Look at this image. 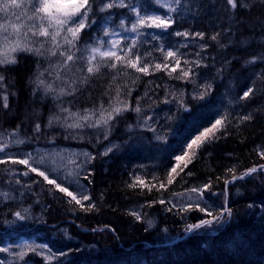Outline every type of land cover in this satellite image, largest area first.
Here are the masks:
<instances>
[{"label": "trees", "instance_id": "1", "mask_svg": "<svg viewBox=\"0 0 264 264\" xmlns=\"http://www.w3.org/2000/svg\"><path fill=\"white\" fill-rule=\"evenodd\" d=\"M99 1L96 0L95 8ZM181 1L176 13L165 16L172 18L171 27L158 29L155 33L187 32L190 35L169 36L165 45L147 47L146 57L141 62L149 65L148 75L123 68L121 76L113 80L108 72L101 71L100 94L105 87L116 90L117 87L121 89L124 85H133L139 89L143 87L150 92L154 101L162 102L168 93V86H187L203 74L216 71L209 73L216 78L208 87L212 93L199 103V107L210 106L216 101L224 89L225 79H236L240 99L235 109L211 119L197 134H185L168 162L160 168L149 166L139 154L128 149L124 137L129 132L124 130L123 125L127 123L131 130L134 129L132 112L116 119L110 137L117 142L116 149L109 157L96 155L90 165L91 171L86 174L88 179L84 178L96 202L93 208L76 204L55 185L49 184L27 167L23 169L29 172L28 175L13 176L23 180L25 191L22 194L11 178L10 162L0 164V180H8L9 185L17 190V202L9 204L11 208L31 205L38 212L46 209V228L42 233L49 247L55 250L65 247L64 241L52 239L53 230L50 227L56 224L67 225L75 240L100 247L89 260L82 253L73 252L71 259L64 264H264V212L258 213L259 208L256 212L251 211V205L264 208V170L235 181H232L233 173L229 171L234 169V174L240 176L248 169H259V165L264 164L258 150L263 147L264 151V0L248 2L245 8L237 0L235 9L228 5L227 0H191L185 7ZM228 29L232 32L227 34V38L225 34ZM196 33H202L203 38L196 36ZM213 36H217V39L213 40ZM230 36L241 40L258 38V42L236 46L230 44ZM169 50L175 51L180 60L179 67L171 75L169 72L175 67V60H166L164 55ZM210 54H215L221 60L215 70L207 66ZM197 61L199 66L195 63ZM157 63H167L169 67L157 70ZM36 64L37 60L21 54L19 63L8 67L4 73V89L0 87V126L8 132L13 130L26 137L29 140L26 149L47 146L51 138V132L46 128L51 106L33 97L29 85ZM188 68L192 69L189 77L178 78ZM220 79L221 82H218ZM244 79L248 82L243 87ZM249 88L253 89L252 94L242 98ZM5 94L8 95V108L3 107ZM249 115L251 119L243 120L244 116ZM223 116H227V121L215 132V138L210 135L202 147L195 149L196 154L186 168L181 162L177 168L179 174L174 173L173 183L168 184V173L177 165L175 157L188 151L187 144ZM37 125L40 126L39 131L36 130ZM137 177L144 181L145 186L139 185ZM225 180L230 183L225 185ZM133 183L137 186L130 187ZM161 183L164 184L163 188L160 187ZM197 185L203 186L205 196L215 202L217 209H230L231 215L225 211L228 219L215 224L213 228L216 227L217 231L213 235H188L172 245L157 244L156 241L164 234L178 235L183 230L181 222H176L173 210H167L160 200ZM205 185L208 187L205 188ZM228 189L230 199L227 203ZM234 191L239 192L238 198H235ZM140 204L146 216L154 211L159 215L158 226L151 232L129 211V208L138 210ZM5 215L6 212L0 208V218ZM206 219L205 214L192 213L188 224L195 225ZM37 233L20 231L16 235L31 237ZM6 241L16 240L0 239V245ZM66 247L75 246L69 243Z\"/></svg>", "mask_w": 264, "mask_h": 264}, {"label": "rangeland", "instance_id": "2", "mask_svg": "<svg viewBox=\"0 0 264 264\" xmlns=\"http://www.w3.org/2000/svg\"><path fill=\"white\" fill-rule=\"evenodd\" d=\"M190 1L191 0H182L181 3L183 7H185L188 5L187 2ZM253 1L255 0H239L244 8L248 2L252 3ZM109 2H112V0H100L97 4L93 17V20L96 22L91 28L85 29V32L82 33L84 39L80 44L81 49L98 44L99 39L105 41L104 50H107V47H109L107 44L108 41L123 38L121 39V48L124 49V52L120 54L124 55L127 51V46L135 39L137 41V47L133 49L132 57L140 55L141 60H143L146 57L147 47L152 45L163 46L169 36H176L173 32H162L157 35L155 31L158 29L150 28L141 29L142 35L137 37L136 33L130 31L125 32L124 29L120 27L121 20L124 21V26L126 28H130L131 24L136 20V14L131 10V7H135L139 10L141 15L158 14L165 17L167 14H174L177 12L179 4L176 3L175 0H160V3H157V0H124V3L130 7H115L105 12H100L99 7L102 6L103 3ZM116 2L118 3L119 0H116ZM165 3L174 8L175 11H169L167 7H161V4ZM105 30L109 33H119V35L105 36ZM231 32L232 30L228 29L225 37L228 38L229 35L227 34ZM153 34L158 36L159 39H153ZM230 37V44L236 46L239 44L246 45L247 43L258 42V38L251 37L241 40L237 37ZM262 42H264V40ZM87 54V52L83 51L77 53V56H80L81 59L73 66L75 70L62 71V79L60 80H57L55 77V68L49 69L52 75H49V72H45L44 78L46 82L53 83V86L57 90L61 87L65 89L74 87L77 89L74 96H58V91L45 94L43 87L37 88V85L33 83L35 74L38 71L48 69L49 62L45 61L42 57L23 54L26 57H31L33 60H39L41 62L39 68L37 64L34 67L29 85L36 99L48 103L51 106V112L46 120V128L51 132V138L49 139L50 144L47 146L35 147L33 149H26L29 142L26 137L13 130L8 132L0 126V145H8L3 152H0V160L7 159L9 156L13 159H25L28 158V154L31 153L32 160L30 162L41 171H45L49 179H54L57 183L61 184V186L68 187L69 191H72L77 198H80L81 195H89L90 200H81V203L90 208H93L92 205L95 206L96 202L91 193L90 185L84 181V178L86 174L91 171L90 165L96 158V155L103 158V156H105L103 153L111 147L112 151L105 156L109 157L116 149L117 142L110 139L112 125L116 119L125 117L130 111L132 112L133 120H135L134 129L131 130L127 123L123 125L124 130L129 132L128 136L124 137L127 147L131 152L139 154L149 166L160 168L163 163L168 162V159L172 156L173 151L178 145V141L182 140L185 134H197L204 124L211 122V119H216L235 109L240 99V88L238 87L236 79H225L223 84L224 89L221 91L216 101L210 106L199 107V103L203 101L208 94L212 93L211 89L208 87L214 83L216 78L210 76L209 73L213 74L216 71H209V73L203 74L197 81H193L187 86H168V93L164 96L162 102H159V100L154 101L150 92L144 90L143 87L139 89L133 85H124L121 87L120 99L128 105V108L110 121V130L104 127L96 129L87 127L82 129H69L64 126L63 117L67 116V113L61 112V107L70 108L73 112H76L82 111L85 108H99L101 103H103L105 107H108V102L110 100H112L113 106L124 107V104L116 105L114 100L116 95L115 90L105 87L100 94L101 81L99 79L102 76L100 75L101 72L95 75V77H97L96 79L89 76L88 82L82 83L84 77L88 75L86 72ZM208 56L210 57L207 63L208 68L215 70L221 63V60L217 59L215 54H210ZM215 60H218V62H215ZM52 63L53 65L56 63V58H52ZM118 68L119 71L107 68H103L101 71H106L111 77L116 76L118 79L123 70L119 65ZM218 82H221V79L218 80ZM247 82L248 80H243V87ZM201 96L203 98H201ZM136 107L140 108V112L135 111ZM55 115H59L61 120L53 121L50 124V117ZM71 122L73 121L69 119L68 123ZM105 132H108L107 139L104 138ZM19 140H23L24 143H17ZM74 143L77 145H74ZM262 151L263 147L259 148V153ZM85 152L89 153L94 159L89 161L88 158L83 155ZM41 157L44 158V163H37ZM73 160L76 162L75 164L72 163ZM9 167L11 169V178H13L12 180L15 183V188H18V191L23 194L25 191L23 180L13 176L27 172L23 169V167L27 166L12 164L10 162ZM22 170L24 173H22ZM106 170L105 168L104 172H106ZM69 173H71V175H69ZM12 188L8 180H0V208L6 212V215L0 218V239L15 238L16 240L15 242L6 241L4 245H0V249H7V251H0V264H64L71 259L73 252L82 253L86 260L96 255L100 247L75 240L76 238L71 234L70 228L67 225L56 224L50 227L53 230L52 239L58 242L64 241L65 247L58 250L49 247L42 233L43 229L46 228V209H41L38 212L31 205H17L11 208L9 204L17 202V190ZM193 188L200 191L192 192L191 189ZM229 193L230 191L228 189V202L230 199ZM234 194L235 198L240 196L238 191ZM161 200H163L164 203L160 204H163L167 210H173L172 213L176 218V222H181L183 230L178 235L164 234L156 241L157 244L172 245L173 242L180 239L183 235H197L202 237L213 235L217 231L216 227L213 228L215 224H217V222H225L228 219V214L225 211H221V208L217 209L215 202L205 196L203 186L201 185L188 188L168 197H164ZM201 208L205 209V211H200ZM257 208H259L258 213L264 212V208L251 205L252 212H256ZM209 211L212 212V216L207 214ZM16 213H20L24 219L18 218ZM130 213H136V215L140 217L138 221L146 226L147 231L151 232L157 228L159 222V215L157 212L154 211L146 216L143 211V205H140L138 211L136 209H131ZM192 213H197L198 215L205 214L208 218L206 220H212L213 222L210 225L189 230L188 226L190 224H188V222H190L189 218ZM136 215L133 216L136 217ZM149 215L150 218L148 217ZM214 217H219V219H214ZM177 225L178 224L174 225V227ZM20 231L28 234L32 231H38V233L36 236L31 237L16 235ZM106 240L108 242L107 237ZM69 243L75 247H66ZM33 249H35V251H33ZM21 252L25 253L23 258L19 255Z\"/></svg>", "mask_w": 264, "mask_h": 264}, {"label": "snow or ice", "instance_id": "3", "mask_svg": "<svg viewBox=\"0 0 264 264\" xmlns=\"http://www.w3.org/2000/svg\"><path fill=\"white\" fill-rule=\"evenodd\" d=\"M176 3H179V0H175ZM157 3H160V0H157ZM228 5L233 9L237 8V0H227ZM95 5L96 0H0V87H3L5 84V75L8 67L15 66L19 63V57L21 54H27L34 57H42L45 61L49 62V68L44 69V71H38L35 74V80L33 83L37 85V88L43 87L45 94L57 92L58 96H74L77 89L70 87V89H65L63 87L57 90L53 83L46 82L44 76L45 72H49V75L52 73L49 69L55 68V77L57 80L62 79V71L66 70H75V63L81 59L80 56H77V53L87 52L86 57V72L87 76L84 77L82 83L88 82L89 76H95L101 72L103 68L119 71L118 65L122 68H130L135 70L137 73H143L145 75L149 74V65L144 62H141V56L135 55V58H132L133 49L137 47V41L134 39L130 45L127 46V51L124 55H121V52H124V49L121 48V39H113L107 42L109 47L105 49V41L98 39V44L85 47L84 49L80 48V44L83 41L84 37L82 33L85 32V29L91 28L92 25L96 22L92 19V16L95 15ZM126 8L130 7L124 3V0H119L117 3L116 0H112L109 3H103L99 7L100 12H105L108 9ZM161 7H167L169 11H175L168 4H161ZM131 10L136 14V20L131 24L130 28L124 26V21L121 20L120 27L124 29L125 32L136 33L137 37L142 35L141 29H161L167 30L171 27L173 20L171 17L165 18L162 15L158 14H144L141 15V12L135 7H131ZM105 36L109 35H119V33L112 32L109 33L107 30L104 31ZM176 36L187 37L190 34L187 32H176ZM196 36L203 38L202 33H196ZM153 39H159L158 36L152 35ZM213 40L217 39V36L212 37ZM163 51V49H161ZM165 59L173 58L175 60V67H172V72L176 71V68L180 65V60L177 57L175 51L169 50L164 53ZM52 58H56V63L53 65ZM187 63V61H185ZM199 66V61L195 62ZM38 68L41 66V62L37 61ZM169 65L164 63L155 64V68L160 70L161 68L167 69ZM192 72L191 68L182 71V74L178 78H188ZM113 80H116L117 77L113 76ZM116 95L114 100L116 105L124 104V107L113 106L112 100L108 102V107H105L103 103L100 104L99 108H85L82 111L73 112L70 108L61 107L60 111L67 113V116L63 117L64 126L69 129H82V128H107L110 130V121H112L115 116H119L123 111L127 110L128 105L120 99L121 89L116 88ZM253 92L252 88H249L243 93L242 98H248ZM130 94V93H129ZM201 98H203L201 96ZM8 95L3 96V107L8 108ZM136 112H140V108H135ZM252 117L244 116L243 120H249ZM71 119L73 122L68 123V120ZM61 117L55 115L50 117L49 123L53 121H60ZM225 121H227V116H223L220 119L215 120V122L209 128H205L199 135H196L190 143L187 144L188 151H184L182 155H177L175 160L177 162L176 167H173L168 173L167 183H173L174 176L173 174H179L177 168H179L180 163L184 162V167L186 168L189 163H191V157L194 156L195 149H199L203 144L208 141L210 135L212 138H215V132L218 131L221 127L224 126ZM39 125L36 126V130L39 131ZM108 132H105L104 138L107 139ZM17 143H24L23 140L17 141ZM8 145H0V152H3ZM112 151V148L109 147L103 155H108ZM191 153V155H190ZM261 158H264V151L261 153ZM83 155L88 158L90 161L94 157L90 156L89 153L85 152ZM185 157H189L185 161ZM31 153L28 154V158L25 159H13L9 156L7 159L0 160V164H7L9 161L12 164H22L29 168L33 173L44 178L49 184L55 185L60 192L66 193L76 204L81 205V200L88 201L90 200L89 195H81L80 198H77L72 191H69L68 187H63L61 184L57 183L54 179H49V176L45 171H41L38 167L33 166ZM37 163H44V158L41 157ZM73 164L76 162L73 160ZM79 167V165H78ZM183 169H181L182 171ZM258 170H264V164L257 167H252L245 171L242 175L236 176L234 174V169H229L233 173L232 181L237 179H244L245 176H248L252 173H256ZM191 175V173H188ZM24 175H28L27 172ZM71 175V173H69ZM85 179H88L86 176ZM140 186H145L144 181L139 177L136 178ZM19 182V181H17ZM225 185L230 183V181L225 180ZM137 184L133 183L130 187H136ZM161 188L164 187V184L161 183ZM208 185H205L207 188ZM192 192L200 191L196 188L191 189ZM160 203H164L163 200ZM94 207V205H92ZM88 210V209H85ZM200 211H205L201 208ZM229 215H231L230 209H225ZM136 215V213H132ZM209 216H212V212L207 213ZM16 216L20 219H24L20 213H16ZM137 219H140L136 215ZM214 219H219V217H214ZM212 220H202L199 224L189 225L188 229L200 228L205 225H210ZM0 251H7V249H0ZM35 251V249H33ZM20 257L23 258L25 253L21 252Z\"/></svg>", "mask_w": 264, "mask_h": 264}, {"label": "bare ground", "instance_id": "4", "mask_svg": "<svg viewBox=\"0 0 264 264\" xmlns=\"http://www.w3.org/2000/svg\"><path fill=\"white\" fill-rule=\"evenodd\" d=\"M260 42V41H259ZM254 76V75H253ZM221 93V92H220ZM32 95H33V97H34V94H33V90H32ZM220 95V94H219ZM259 148H261V147H259ZM259 150V149H258ZM186 190V189H185ZM141 205V204H140ZM139 210V209H138ZM137 210V211H138ZM129 211L131 212V209L129 208ZM185 236H187V235H184L183 237H181L180 239H178L177 241H179V240H181V239H183V238H185ZM177 241H175V242H177ZM175 242H173V244L175 243Z\"/></svg>", "mask_w": 264, "mask_h": 264}, {"label": "water", "instance_id": "5", "mask_svg": "<svg viewBox=\"0 0 264 264\" xmlns=\"http://www.w3.org/2000/svg\"><path fill=\"white\" fill-rule=\"evenodd\" d=\"M227 202H228V197H227Z\"/></svg>", "mask_w": 264, "mask_h": 264}]
</instances>
